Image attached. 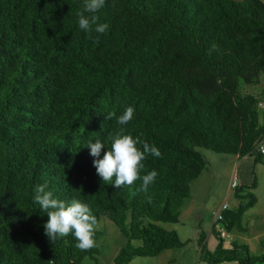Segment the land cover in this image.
<instances>
[{
    "label": "trees",
    "instance_id": "obj_1",
    "mask_svg": "<svg viewBox=\"0 0 264 264\" xmlns=\"http://www.w3.org/2000/svg\"><path fill=\"white\" fill-rule=\"evenodd\" d=\"M83 4L0 0V264H81L99 253L79 250L71 233L50 241L39 184L116 225L127 243L114 264H126L185 244L165 224L180 221L207 165L199 147L264 158V88L253 90L264 80L261 0H106L96 13L104 34L79 28ZM128 106L134 117L121 126ZM121 127L162 153L144 161L141 177L158 173L147 192L142 179L120 189L103 181L85 147L100 140L102 158ZM255 200L225 209V227L243 229ZM204 254L208 264L264 262L221 238Z\"/></svg>",
    "mask_w": 264,
    "mask_h": 264
},
{
    "label": "rangeland",
    "instance_id": "obj_2",
    "mask_svg": "<svg viewBox=\"0 0 264 264\" xmlns=\"http://www.w3.org/2000/svg\"><path fill=\"white\" fill-rule=\"evenodd\" d=\"M253 90L260 89L253 88ZM198 150L206 159L207 165L199 179L192 183L194 199L190 202L191 204L187 202L180 209V221L167 223L165 224L166 227L177 231L178 237L183 240L189 236L190 225H183L182 219L185 221L192 219V226L197 225V220H199V226L202 223L201 236L205 240H201L200 237L201 239L199 238L196 244V260L199 264H208L203 258L204 253L213 252L219 244L220 238L223 247H229L232 242H237L245 245L251 256L264 254V158L259 159L256 155L246 156L247 159L242 163L241 160L244 158H239L235 154L216 152L204 147H199ZM240 175H242L243 180L245 179L241 185L239 183ZM233 177H236L239 183L240 196H238L235 188H230V181ZM250 196H254L256 200L246 208L240 219L243 229L236 226L225 227L224 220H216L218 212H225L222 210V204H226L228 209H233L239 204L246 205ZM196 214L198 215L197 218ZM211 223H213L214 230L212 233H207L206 230H209ZM219 223L221 224L219 225ZM98 225L100 234L96 238V247L99 253L95 255V260L87 257L82 260L81 264H114V258L127 243V237L108 218L102 217L98 220ZM220 227L227 234L226 237H217L215 232L217 229L220 230ZM195 241L190 238L189 242H185V247L173 248L187 252L188 248L192 249L191 245ZM169 250L167 249L165 252H169ZM245 254L244 252L243 255L245 256ZM162 257L164 259L170 258L168 253ZM158 264H162V262L159 261ZM170 264L190 263L188 260L175 258ZM256 264H264V262Z\"/></svg>",
    "mask_w": 264,
    "mask_h": 264
},
{
    "label": "clouds",
    "instance_id": "obj_3",
    "mask_svg": "<svg viewBox=\"0 0 264 264\" xmlns=\"http://www.w3.org/2000/svg\"><path fill=\"white\" fill-rule=\"evenodd\" d=\"M106 0H84L83 8L77 13L78 26L86 32L104 34L108 31L107 23H100L96 13L105 6ZM88 14V15H86ZM99 35L97 36V39ZM217 48L212 46V50ZM135 110L128 106L122 115L117 117L119 125H127L132 121ZM116 114L109 112L105 119H112ZM111 146L104 152L105 144L100 140L89 141L85 147L90 149V155L94 157L93 165L97 174L105 182H113L114 187L131 186L137 180L142 179L141 190L148 191L155 182L158 173L155 170L141 177V170L145 167L144 161L147 156L162 157V153L155 145L142 141L139 136L133 137L126 134L125 128L110 137ZM139 145H142L139 147ZM34 202L38 203L40 210L47 213L48 220L44 224L45 235L54 243L58 238L65 237L70 233L78 241L76 247L81 251L91 250L96 246L95 232L98 230V220L93 215L88 204L73 199L70 203L57 198L53 191L48 188L47 182L39 184L34 189Z\"/></svg>",
    "mask_w": 264,
    "mask_h": 264
},
{
    "label": "crops",
    "instance_id": "obj_4",
    "mask_svg": "<svg viewBox=\"0 0 264 264\" xmlns=\"http://www.w3.org/2000/svg\"><path fill=\"white\" fill-rule=\"evenodd\" d=\"M263 3H264V0H261ZM260 89V90H262L263 88H264V81L263 82H261L258 86H256L254 89ZM260 90H257V91H260ZM244 159H242L241 160V162L243 163V161H245L247 158H246V156L245 157H243ZM241 163V164H242ZM201 175H199V177H200ZM199 177L197 178V179H195V180H193V182H195V181H197L198 179H199ZM239 177V176H238ZM245 180V179H244ZM244 180L242 179V175H240V177H239V183H240V185H241V182H244ZM192 182V183H193ZM192 183H191V190H190V194H189V196L184 200V202H183V204H182V206L180 207V209L183 207V206H185V204L187 203V202H189V204H191L190 202L194 199L193 198V196H192ZM230 188H231V181H230ZM180 209H179V213L181 212L180 211ZM196 216V218L198 217V215L196 214L195 215ZM217 216V215H216ZM215 220V219H214ZM182 221V224L183 225H190L189 226V236L188 237H185V239H183L182 241L183 242H189L190 241V238L191 239H193V240H196L194 243H193V245H191L192 246V249H190V248H188V251L187 252H185V251H183V250H175L176 248H170V250H169V252H165V250L162 252V253H160L159 255H157V256H153V257H135V258H133L130 262H128V263H126V264H150V263H152V264H158L159 263V261H161L162 262V264H170L171 262H172V260L173 259H175V258H182L184 261H189V263L190 264H199V262H198V260H196V244H197V242H198V240H199V238L201 239V240H203L204 239V237L203 236H201V224H200V226H199V220H197V225H194V226H192L191 225V223H192V219H190V220H186L185 221V219H182L181 220ZM215 222H216V220H215ZM221 223H219V225H220ZM194 227V228H193ZM213 223H211V225H210V228H209V230H206L207 231V233H212L213 232ZM218 230V229H217ZM177 232V231H176ZM178 233V232H177ZM205 237H206V235H205ZM205 240V239H204ZM204 242V241H203ZM181 247V246H180ZM182 247H185V245H182ZM181 247V248H182ZM167 250V249H166ZM165 253H168L169 254V259H164L163 257H162V255H164ZM146 259H150V260H146ZM218 264H239L236 260H234V261H222V262H219Z\"/></svg>",
    "mask_w": 264,
    "mask_h": 264
},
{
    "label": "built area",
    "instance_id": "obj_5",
    "mask_svg": "<svg viewBox=\"0 0 264 264\" xmlns=\"http://www.w3.org/2000/svg\"><path fill=\"white\" fill-rule=\"evenodd\" d=\"M260 104L264 108V102H261ZM257 151H259L260 153H262L264 155V144L263 143H260L257 146ZM238 184L239 183L237 182L236 177H233L231 179V188H235ZM227 208L228 207H227L226 204H222V210H225ZM222 219H223V213H222V211H220V212L217 213L216 220L218 221V220H222ZM219 232H220V236L221 237H226L227 236V234L223 231V228L222 227H220Z\"/></svg>",
    "mask_w": 264,
    "mask_h": 264
}]
</instances>
